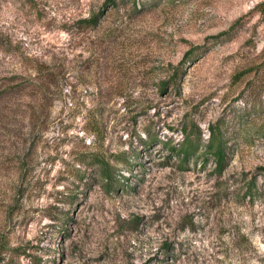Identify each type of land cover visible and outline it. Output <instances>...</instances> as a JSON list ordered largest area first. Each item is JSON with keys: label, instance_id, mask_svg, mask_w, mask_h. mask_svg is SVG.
<instances>
[{"label": "rangeland", "instance_id": "obj_1", "mask_svg": "<svg viewBox=\"0 0 264 264\" xmlns=\"http://www.w3.org/2000/svg\"><path fill=\"white\" fill-rule=\"evenodd\" d=\"M263 2L0 0V264H264Z\"/></svg>", "mask_w": 264, "mask_h": 264}, {"label": "trees", "instance_id": "obj_2", "mask_svg": "<svg viewBox=\"0 0 264 264\" xmlns=\"http://www.w3.org/2000/svg\"><path fill=\"white\" fill-rule=\"evenodd\" d=\"M135 1L132 2L134 4ZM264 6V2L262 3ZM137 4L134 7V10L137 11ZM96 20H93L95 23ZM4 93H2L3 95ZM184 137L179 147H170V143H163L162 147L167 146V148L171 149V153L173 156H177L179 158V163H187L190 158H194L197 160V151L199 148V144L201 141V133L199 129H195L191 126L188 130L187 126L184 128ZM153 145V143H152ZM205 153L202 157V165H205L209 157H213L215 163V173H222L223 169L227 164V154H226V140L224 139V135L219 126H213L210 128V136L208 143L205 147ZM122 162H126V160H122ZM91 164L97 166L99 168V174L106 183H112L115 177V171L113 166L108 162L104 161L101 158H93L91 160ZM250 191V190H249Z\"/></svg>", "mask_w": 264, "mask_h": 264}]
</instances>
